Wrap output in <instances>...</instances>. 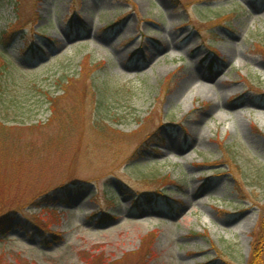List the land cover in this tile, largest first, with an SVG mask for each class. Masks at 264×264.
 I'll return each mask as SVG.
<instances>
[{
	"label": "rangeland",
	"instance_id": "374dc122",
	"mask_svg": "<svg viewBox=\"0 0 264 264\" xmlns=\"http://www.w3.org/2000/svg\"><path fill=\"white\" fill-rule=\"evenodd\" d=\"M18 18L0 264H264V0H0Z\"/></svg>",
	"mask_w": 264,
	"mask_h": 264
},
{
	"label": "trees",
	"instance_id": "16d2710c",
	"mask_svg": "<svg viewBox=\"0 0 264 264\" xmlns=\"http://www.w3.org/2000/svg\"><path fill=\"white\" fill-rule=\"evenodd\" d=\"M14 4V3H13ZM15 6V5H14ZM18 17V16H17ZM16 17V18H17ZM33 17L35 18V14H33ZM33 18V19H34ZM32 19V20H33ZM25 22H22L20 18H18L16 21L12 22V21H9L4 27L0 26V57L2 59V61L0 60V77H2V75L4 74L3 70H4V66L6 64H8V61H6L4 59V52H5V48L6 46L13 40H15V36L18 34V33H23L26 29V26L24 24ZM68 24V21L67 23ZM42 38V37H41ZM45 38H42V39H38L39 41V44L42 43V41H44V43H46V41L44 40ZM31 42V41H30ZM42 49V48H40ZM41 52V55L43 54V51L40 50ZM40 52L38 54H33L32 55V59L36 57V55H39ZM3 67V68H2ZM3 69V70H2ZM32 87H36V84L35 85H32ZM47 91H45V94ZM167 183H169L170 185H174V183L172 181H168ZM73 184V185H71ZM120 186L122 187V189L126 192H129L130 190L128 189V187H126L124 184H120ZM60 188L61 191H65V190H69V189H74V190H80L81 188H84V187H80L79 185L75 184V182H71L70 180H64L62 181L60 184H58L56 186V188ZM165 189L161 188V187H157L153 190H150L147 192V194H145L143 196V198L145 200H150V201H154L155 204H157L159 201L161 200H165V199H168L166 194L163 192ZM106 191L108 192H112L113 189H106ZM115 191H113L112 193V196L110 198L111 201H115L117 200V195L116 193H114ZM62 196V195H61ZM60 196V197H61ZM59 197V198H60ZM136 203L139 202V201H143L142 198H139L138 200L135 199ZM166 202V201H164ZM138 204V203H137ZM167 206H171V203H169ZM15 210H10V211H1L0 210V229L2 232H4L5 230H7V228L11 227V224H12V221H13V218L15 217ZM17 225L19 226H24L25 225L23 224V221H20L19 223H17Z\"/></svg>",
	"mask_w": 264,
	"mask_h": 264
}]
</instances>
